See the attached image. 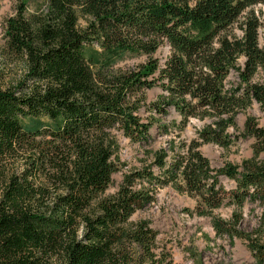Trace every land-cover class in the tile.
I'll return each mask as SVG.
<instances>
[{
	"label": "trees",
	"instance_id": "16d2710c",
	"mask_svg": "<svg viewBox=\"0 0 264 264\" xmlns=\"http://www.w3.org/2000/svg\"><path fill=\"white\" fill-rule=\"evenodd\" d=\"M258 5L264 0H45L32 15L26 1L17 6L6 49L25 77L14 89L0 83V264H172L156 252L150 223L131 221L165 187L195 198L199 216L234 205L230 220L213 221L217 235L243 240L264 264V126L248 117L239 135L230 131L255 103L264 112V84L255 81L264 69L262 23L249 11ZM245 13L242 36L228 35ZM127 56L146 61L116 70ZM154 87L164 91L154 109L173 108L181 130L192 118L208 122L192 141L153 152L150 166L105 196L119 171L114 132L151 140L153 123L139 113ZM241 137L254 142L240 166L215 170L200 150ZM221 177L236 187L226 190ZM248 204L258 210L251 230L243 226Z\"/></svg>",
	"mask_w": 264,
	"mask_h": 264
},
{
	"label": "rangeland",
	"instance_id": "374dc122",
	"mask_svg": "<svg viewBox=\"0 0 264 264\" xmlns=\"http://www.w3.org/2000/svg\"><path fill=\"white\" fill-rule=\"evenodd\" d=\"M27 2V14L32 15L45 8V0H0V83L10 89L17 88L19 82L24 80L25 69L20 60L11 58L6 49L5 23L16 13L17 6ZM253 11L261 20V43L264 46V5L253 7ZM248 11V12H249ZM247 12V13H248ZM247 13L239 23L231 26L228 35L242 36L240 24L247 17ZM169 54V48L163 46L157 53V57L164 63ZM146 61L145 56H127L115 65V69L136 68ZM244 64V59L238 63ZM237 73L230 76L232 82L238 80ZM255 81L264 84V69L257 74ZM164 91L160 87L146 90L143 94V102L139 115L145 122L153 123L151 128V140L142 145L131 142L121 132L115 131L119 141V150L115 162L119 171L113 176V182L105 192V196L117 193L126 174L143 169L153 163V152L161 148H167L172 141L176 143L180 139L192 141L198 135V131L208 122L199 118H192L189 124L180 129L181 118L173 108L167 109L164 115H159L154 109L162 105ZM248 117H255L264 126V112L255 103L236 118L237 129H231L236 135L244 128ZM181 137V138H180ZM254 140L241 137L229 148L223 149L214 144L203 145L200 150L210 161L213 169L219 170L227 164L240 166L243 161L253 156ZM159 173L158 168H153ZM221 184L230 191L236 187L234 181L221 177ZM198 202L186 193H180L172 187L160 189L155 202L143 210L138 211L131 219L132 222L148 221L151 228L157 233L156 252L165 253L172 264H255L246 242L235 239L233 242L227 236H218L213 221L230 220L234 211V205L227 204L214 210L209 215L196 214ZM253 205H246L244 209V228L251 230L255 227L258 210L253 212Z\"/></svg>",
	"mask_w": 264,
	"mask_h": 264
}]
</instances>
